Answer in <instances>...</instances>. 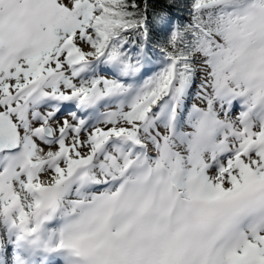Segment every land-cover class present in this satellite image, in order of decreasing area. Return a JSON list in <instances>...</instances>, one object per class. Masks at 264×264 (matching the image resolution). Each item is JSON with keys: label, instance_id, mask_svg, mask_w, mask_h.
<instances>
[{"label": "snow or ice", "instance_id": "6c2138e0", "mask_svg": "<svg viewBox=\"0 0 264 264\" xmlns=\"http://www.w3.org/2000/svg\"><path fill=\"white\" fill-rule=\"evenodd\" d=\"M0 264H264V0H0Z\"/></svg>", "mask_w": 264, "mask_h": 264}]
</instances>
